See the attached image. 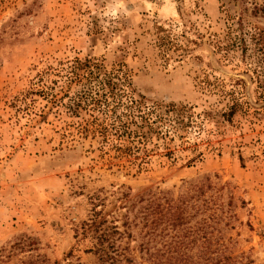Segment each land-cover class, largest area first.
<instances>
[{"label": "rangeland", "instance_id": "1", "mask_svg": "<svg viewBox=\"0 0 264 264\" xmlns=\"http://www.w3.org/2000/svg\"><path fill=\"white\" fill-rule=\"evenodd\" d=\"M263 4L0 0V264H264Z\"/></svg>", "mask_w": 264, "mask_h": 264}, {"label": "trees", "instance_id": "2", "mask_svg": "<svg viewBox=\"0 0 264 264\" xmlns=\"http://www.w3.org/2000/svg\"><path fill=\"white\" fill-rule=\"evenodd\" d=\"M255 9L260 10L262 13H264V4L263 6H261V9H259V7L256 5ZM159 106L162 109H157V111L155 109L149 114H143L140 116V119L144 122V125L146 127H152L155 124H160L163 122L167 123L168 121H172L173 117L171 114L175 113L178 108L176 105ZM235 107L236 105L233 104L229 107V112L224 114V117L228 119V121H230V117L234 114ZM149 212L144 213L143 219L147 220V222L149 223L152 218V222L150 223L151 226L149 232L146 233L147 241L142 245V249L146 250L147 254H149L148 259L150 261V264H186V262L183 261V258L179 254L177 256H174V253H170L169 251L160 254L151 253L150 249L152 247L153 242L157 238V233L155 235V232L159 226V223L164 221L162 218L163 216L166 217V214L161 215L160 218H154L152 217V214L154 216L157 210L153 209ZM97 214L98 212L94 210L93 218L89 222L83 224L85 228L83 230L84 232L87 231L88 233H96L98 235L96 236L97 242L94 246L95 250L89 252H94L93 254L98 256L99 264H121L122 262H133L123 253L122 250L124 249L121 248V245L116 247V242L123 238L118 228L105 227L101 230L99 226L102 225V222H104V220L97 223ZM125 224L128 225L127 222ZM110 250L114 252L111 253Z\"/></svg>", "mask_w": 264, "mask_h": 264}]
</instances>
